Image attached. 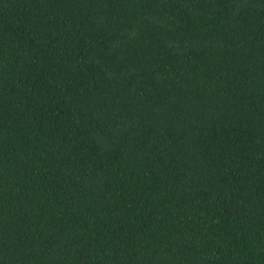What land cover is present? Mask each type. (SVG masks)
<instances>
[{
	"label": "trees",
	"instance_id": "1",
	"mask_svg": "<svg viewBox=\"0 0 264 264\" xmlns=\"http://www.w3.org/2000/svg\"><path fill=\"white\" fill-rule=\"evenodd\" d=\"M0 264H264V0H0Z\"/></svg>",
	"mask_w": 264,
	"mask_h": 264
}]
</instances>
